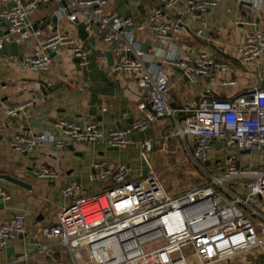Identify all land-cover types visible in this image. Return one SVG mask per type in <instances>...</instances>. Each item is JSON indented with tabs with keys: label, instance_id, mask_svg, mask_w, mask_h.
<instances>
[{
	"label": "built area",
	"instance_id": "built-area-1",
	"mask_svg": "<svg viewBox=\"0 0 264 264\" xmlns=\"http://www.w3.org/2000/svg\"><path fill=\"white\" fill-rule=\"evenodd\" d=\"M51 1L59 3V13L75 27L84 25L88 34H93L92 39L103 45L105 53H112L113 71L131 74L147 90V99L138 106L141 116L128 128L117 127L105 135L96 122L81 126L61 120L55 129L68 140L55 141L49 132L20 133L9 141L11 149L28 156L47 143L54 142L62 149L105 141L111 148L125 150L132 144L130 136L134 131L143 132L153 121L164 117L173 120L175 136L192 137V159L208 178L181 194L170 195L152 169L131 179L129 165L112 170L105 162H95L90 178L106 184L104 190L86 197L80 185L71 182L63 189L71 204L57 213L40 234L64 246L71 264H221L242 254L264 251V222L260 223L261 231L252 222L254 216L264 221V89L254 88L229 100L204 97L195 107L171 106L167 68L181 71L191 83L201 77L215 81L231 72V64L207 53H200L193 61L177 57L171 45L172 39L186 33V19L200 21L217 3L184 0L177 13L179 18L169 22L162 20L166 10L176 9L182 0H161L146 23H137L132 17L109 11V0H0V20L8 23V32L0 37V50L8 42L32 45L38 40L37 47L20 58L24 69L49 71L53 63L49 51L58 55L62 47L70 49L79 68L88 66V49L83 41L69 33L42 37L41 31L27 24L33 12ZM255 1L259 8L262 0ZM93 26H97V34ZM146 30L153 32L164 48L160 66L155 56L144 53L136 42L135 32ZM195 33L199 37L203 34L201 30ZM237 55L243 64L260 59L264 55V28L256 26L246 43L237 48ZM102 61L107 64L108 60L103 57ZM258 79L263 81L260 75ZM222 85L233 86L235 81L228 79ZM37 101L33 98L8 109L6 115L13 117ZM217 143H221L225 155L210 162L209 153ZM135 147L147 162L153 142L146 140ZM243 154H260V161L243 165ZM34 173L48 182L59 178L58 172L48 165L40 166ZM10 200L8 190L0 187V202ZM25 234L24 214L3 221L0 254L9 241ZM32 245L39 247L48 262L62 263L56 249L40 243ZM27 260L28 256H23L15 263Z\"/></svg>",
	"mask_w": 264,
	"mask_h": 264
},
{
	"label": "crops",
	"instance_id": "crops-1",
	"mask_svg": "<svg viewBox=\"0 0 264 264\" xmlns=\"http://www.w3.org/2000/svg\"><path fill=\"white\" fill-rule=\"evenodd\" d=\"M109 11L132 17L137 23H146L152 12L159 8L161 0H109ZM217 5L209 9L200 21L186 19L185 34L171 40L177 57L193 61L200 53H207L218 61L231 64L229 74L220 75L215 81L201 77L197 83H191L181 71L167 68L170 76L171 106L182 109L195 107L204 97L210 99H233L240 94L260 88L264 79V55L255 62L243 64L237 48L244 45L249 33L256 27L264 28V0L259 8L255 0H213ZM166 10L163 21H176L178 10ZM59 3L51 1L33 12L27 24L41 31L42 37L55 33H69L81 40L78 27L70 23L59 13ZM237 21L244 22L237 24ZM201 30L202 36L196 31ZM8 32V23L0 20V37ZM92 39L93 34L90 33ZM135 39L144 53L153 54L157 65H161L164 48L157 36L149 31H136ZM82 41V40H81ZM83 41L88 49V66L81 69L68 47H62L53 57L52 67L47 72L24 69L20 58L30 54L38 45H18L17 51L12 43H5L0 50V187L8 190L11 200L0 202V224L12 219L16 214H24L27 234L9 241L7 248L0 254V264H52L45 259L39 247L40 243L56 249L62 256L61 264H71L67 249L56 240L43 237L40 230L49 226L55 215L71 204L63 195V189L76 181L83 190V196L90 197L104 190L106 184L91 180L92 165L105 162L109 169L120 165H129L131 179H138L152 169L159 177L164 189L170 195H178L190 189L177 191L172 188L171 175H185L192 169L200 170L192 159L194 141L174 135V122L171 119H157L147 130L134 131L131 145L125 149L109 147L105 141L96 144H78L58 149L55 143H47L42 149L31 155H22L9 145L17 134L51 133L55 141L68 140L55 129L58 121H68L86 126L96 122L105 135L119 128H128L140 117L138 106L147 99V90L131 74L116 73L107 61L104 47L98 41ZM108 60V59H107ZM235 81L233 86H223L225 80ZM37 98V103L13 117L6 115L8 109L16 108L25 102ZM182 116L179 117V119ZM151 140L153 150L143 160L142 152L136 143ZM209 161L224 157L222 147L209 153ZM48 165L56 170L59 178L48 182L37 178L35 171ZM147 173L145 174V171ZM5 176L20 180L31 188L27 189L4 179ZM170 178V179H169ZM170 180V181H169ZM201 183L200 179H196ZM190 187V188H189ZM31 246V247H30ZM28 256V260L15 263L19 258ZM221 264H264V251L242 254Z\"/></svg>",
	"mask_w": 264,
	"mask_h": 264
},
{
	"label": "rangeland",
	"instance_id": "rangeland-1",
	"mask_svg": "<svg viewBox=\"0 0 264 264\" xmlns=\"http://www.w3.org/2000/svg\"><path fill=\"white\" fill-rule=\"evenodd\" d=\"M241 160H242L243 165L257 164L260 161V154H243L241 155ZM197 178L200 179L201 182H204L208 178V176L202 170L192 169L190 170L188 174H185L182 176L171 175V183L169 184L171 185L172 188L176 189L177 191H180V190H184L185 188H187V186L192 187L193 183L194 184L198 183L199 181L197 182L196 180ZM191 180H193V183L190 182ZM256 209L258 211H261L260 206H257ZM252 222L255 225V227L258 229V231L262 230V228L260 227V223L264 222L262 219L258 218L257 216H254L252 217ZM70 263H71V260H70Z\"/></svg>",
	"mask_w": 264,
	"mask_h": 264
},
{
	"label": "water",
	"instance_id": "water-1",
	"mask_svg": "<svg viewBox=\"0 0 264 264\" xmlns=\"http://www.w3.org/2000/svg\"><path fill=\"white\" fill-rule=\"evenodd\" d=\"M10 7L13 6V4H10L9 5ZM92 30L97 34L98 33V28L97 26H93L92 27ZM78 32H79V36L81 38L82 41H88L89 43H94L93 39L89 38V34L88 32L86 31V27L84 25H80L78 26ZM22 33H24V31H22ZM12 47L17 51L18 49V45L16 42H13L12 43ZM115 48V45H113V49ZM51 57L53 58L55 56V53L52 52V51H49ZM107 59H108V62L110 65H113V57H112V53L109 52L107 53ZM75 62L77 63V59H75ZM260 89H264V79L262 81V84H261V87ZM162 119H167V118H162ZM169 119V118H168ZM218 147H221V143H217ZM71 150H74L73 147H70ZM147 173V170L145 171V174ZM4 179L8 180V181H11L12 183L16 184V185H19L21 187H24V188H27V189H30L31 187L29 185H27L26 183L20 181V180H17V179H14V178H11V177H8V176H5ZM31 247V246H30Z\"/></svg>",
	"mask_w": 264,
	"mask_h": 264
}]
</instances>
